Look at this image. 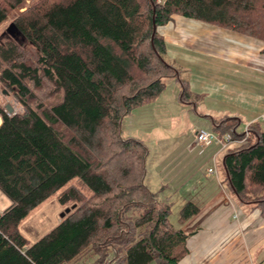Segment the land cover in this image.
Segmentation results:
<instances>
[{
	"label": "trees",
	"instance_id": "1",
	"mask_svg": "<svg viewBox=\"0 0 264 264\" xmlns=\"http://www.w3.org/2000/svg\"><path fill=\"white\" fill-rule=\"evenodd\" d=\"M27 1L0 0V25L16 11L20 30L0 39V86L22 107L0 103V191L11 201L0 211V264H179L194 234L182 225L200 207L186 201L172 222L168 186L146 184L148 147L123 136V121L169 78L182 102L200 101L162 26L180 15L264 41V0ZM212 119L237 138L245 131L238 118ZM248 125L254 142L223 166L239 204L264 216V130ZM51 197L72 209L31 241L20 225Z\"/></svg>",
	"mask_w": 264,
	"mask_h": 264
},
{
	"label": "crops",
	"instance_id": "2",
	"mask_svg": "<svg viewBox=\"0 0 264 264\" xmlns=\"http://www.w3.org/2000/svg\"><path fill=\"white\" fill-rule=\"evenodd\" d=\"M160 32L166 40L170 59L188 71L190 90L201 97L196 105L182 102L181 85L175 80L179 90L174 101L183 112L193 110L209 119L213 127L212 118L228 116L239 119L238 127L259 123L264 130V41L180 15L162 26ZM200 102L204 113L198 110ZM198 123V127L191 128L193 133L187 146L183 142L181 153L177 151L178 156L174 155L176 182L170 183L173 188L166 184L167 180L155 177L146 183L153 191L166 184L171 189L169 195H185L187 201L192 200L200 207L182 225L185 231L194 234L188 240L189 253L179 264H264V216L260 210L240 207L220 177L218 158L223 162L228 153L225 150L236 151L240 143L234 140L224 148L217 142L202 145L196 137L201 128V121ZM129 136L131 133L126 137ZM162 142L163 148L171 153L170 146ZM212 162L218 176L209 173L214 167ZM191 179L197 180V184L189 183ZM186 187L189 191H182ZM203 189L212 190L207 202H199Z\"/></svg>",
	"mask_w": 264,
	"mask_h": 264
},
{
	"label": "rangeland",
	"instance_id": "3",
	"mask_svg": "<svg viewBox=\"0 0 264 264\" xmlns=\"http://www.w3.org/2000/svg\"><path fill=\"white\" fill-rule=\"evenodd\" d=\"M22 10H24V8H22L21 11ZM15 15L16 11L0 25V39L2 36H7L6 34L3 35V33L9 27V25L14 22L12 20ZM178 90V84L175 82V79L169 78L166 88L154 102L134 109L124 118L123 121V136L126 137L129 133H131V136L138 137L144 140L148 147L149 152L146 158L148 173L145 178V182L148 184L152 181V179H154V177L157 179L167 180L169 183L166 184H175L176 181L174 180L173 174V172L175 171L173 170L175 167L173 164L175 160L174 155L176 154L178 156L177 151L181 153L180 148L182 147L183 142L185 143V147L187 146L188 142L191 140V136L193 133V129L191 128H194L195 126L198 127V121H201L200 129H205L213 133L215 132L221 138H224L227 132L229 133V130L223 131L221 128L213 127L209 119L200 116L193 110H186L185 112H183V110H181L178 104H175L176 102L174 101V98H177L176 93L178 92ZM4 91H6V89L0 86V103L2 105L10 103L16 110H22V107L19 105L16 98ZM201 104L202 102H200V109L198 110L200 113H204L205 110L202 108ZM0 119L2 122L1 115ZM245 125L246 124L244 123L242 126L238 127V134L243 133L242 131H244L246 127ZM233 136L234 139H237L238 137L235 134ZM254 140L255 137L253 135H250L248 137V141L254 142ZM162 141H165L166 147L170 146L172 151L171 153L168 154V152L163 148L164 142ZM158 142L161 143L159 144ZM238 143L240 144H238L235 149H239L240 146L246 144L247 141ZM230 144H233V142H231ZM225 152L229 153V150L226 149ZM220 160L222 159L218 158V163H220L219 171L221 182L224 183L223 185L226 188V186L228 185L226 180V172L224 170L223 162ZM212 165L215 166V163L212 162ZM205 168L207 170V167H205L204 165L203 169L205 170ZM192 182L193 180L191 179L189 183ZM194 183L197 184V180H194L192 184ZM170 187L172 186L170 185ZM156 190L158 189H154V191ZM182 191L186 192L189 190L186 187L185 190ZM202 191V195L199 196V202H207L212 196V190L203 189ZM169 193H171L170 188L165 189L163 192V194L167 196L169 195ZM183 196L185 195L176 193H173V196H171V200L174 201L171 219L175 224L178 223L177 220L181 207L187 201L186 197ZM10 203V199L0 191V211L7 208ZM240 207H243V209L245 210L249 209L246 204H243ZM69 208L72 209V207ZM66 209L67 208L64 207L56 197H51L39 207L35 208L30 213V215L23 220L20 225V229L31 241H36L38 238L43 236L58 224L62 213H64ZM75 264H86V261H80ZM150 264L158 263L157 261H153Z\"/></svg>",
	"mask_w": 264,
	"mask_h": 264
},
{
	"label": "built area",
	"instance_id": "4",
	"mask_svg": "<svg viewBox=\"0 0 264 264\" xmlns=\"http://www.w3.org/2000/svg\"><path fill=\"white\" fill-rule=\"evenodd\" d=\"M262 119L264 120V114L262 115ZM249 133H250L249 132V125H247L244 133L237 139H234L232 133H226L224 138H221L216 133L207 131L205 129H199L196 133V137H197L198 142L202 145L208 144L210 142H217L224 148L228 145V143H230L234 140H238V142H241V143L246 142L248 139ZM209 173L215 174L216 176H218L216 166L211 167L209 169Z\"/></svg>",
	"mask_w": 264,
	"mask_h": 264
},
{
	"label": "water",
	"instance_id": "5",
	"mask_svg": "<svg viewBox=\"0 0 264 264\" xmlns=\"http://www.w3.org/2000/svg\"><path fill=\"white\" fill-rule=\"evenodd\" d=\"M156 31H157V26H156V23L154 22V33L152 35V41L154 39V35H155ZM3 34H8L14 38H18V36L20 35V30L18 29L16 24L14 22H12ZM6 106L9 109L10 113L14 112V107L10 103H7ZM73 207H75V206H73ZM70 210H71V208H67L65 210V212L62 213L61 217H64L66 213L70 212Z\"/></svg>",
	"mask_w": 264,
	"mask_h": 264
}]
</instances>
